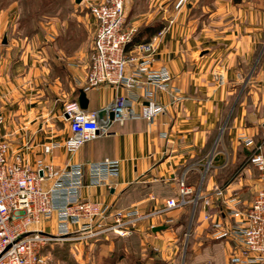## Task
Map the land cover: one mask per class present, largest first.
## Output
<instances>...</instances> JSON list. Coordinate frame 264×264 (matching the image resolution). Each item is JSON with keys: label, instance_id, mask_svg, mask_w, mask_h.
<instances>
[{"label": "crops", "instance_id": "crops-1", "mask_svg": "<svg viewBox=\"0 0 264 264\" xmlns=\"http://www.w3.org/2000/svg\"><path fill=\"white\" fill-rule=\"evenodd\" d=\"M136 9L137 5L128 16L133 26L161 24L159 31L146 30L143 39L150 41L161 31L150 66L153 70L165 68L172 75L169 91H161L157 97L165 107L164 113L151 121L140 118L113 122L107 133L86 142L76 153H68L64 144L70 128L64 106L79 102L80 90H85L88 99L86 110H101L117 96H124L137 111L142 109L144 91L111 85L86 88L89 63L80 51L82 47L73 56H65V52L54 54L50 63L53 70L42 65L38 68L39 58L33 52L29 58L26 52V61L17 65L15 56L20 43L7 38L9 22L3 16L0 35L6 36L0 40L5 47L4 56L0 50V116L4 119L1 130L11 140V150L20 151L23 160L34 169L50 164L63 171L71 165L106 158L119 160V176L110 179L106 186H93L86 175L81 188L83 199L116 208L138 206L144 213L163 208L167 198L177 197L183 175L195 188L202 181L201 195H207L210 206L205 208L204 202L199 201L194 208L198 221L195 231L201 238L205 234L211 239L207 249L215 250L216 245L222 244L219 254L225 264H232L236 242L228 237L217 239L216 224L228 228L243 219L264 185L243 153L247 150L248 154L253 144L264 141V0H186L175 14H169L168 5L159 0L150 10L138 14ZM80 18L86 25L92 19L96 29L92 16ZM79 37L84 40L83 35ZM128 53L132 56L133 48ZM69 61L77 67H70ZM137 64L133 62L128 71ZM248 140H252L250 145L246 144ZM51 143L60 146L44 152V146ZM236 167L237 171L228 177ZM54 182L46 180L45 185L52 186ZM183 210L169 213L174 225ZM206 213L210 218L204 221ZM57 217L55 213L43 219L40 229L55 234ZM171 224L148 219L140 222L134 232L149 241L166 262L172 259V252L167 254L169 250L173 248L175 255L177 252L172 245L175 242L167 238L174 234ZM156 227L165 228L155 231ZM147 230L156 238L170 231L159 241L146 234Z\"/></svg>", "mask_w": 264, "mask_h": 264}, {"label": "built area", "instance_id": "built-area-1", "mask_svg": "<svg viewBox=\"0 0 264 264\" xmlns=\"http://www.w3.org/2000/svg\"><path fill=\"white\" fill-rule=\"evenodd\" d=\"M183 1L180 0L178 6ZM90 10L97 21V30L92 62L85 78L86 88L103 85L127 89L138 87L144 91V100L139 111L124 96H117L101 110L83 109L78 101L66 104L64 113L69 121L70 136L64 147L70 154L79 151L96 136L107 133L113 122L140 118L154 120L164 111L157 99L158 93L169 91L172 80L167 69L153 70L150 66L157 51V36L134 46V54L129 55L134 29L126 27V0H104L94 3ZM133 62L138 64L129 72ZM110 112L114 114L113 119ZM3 123L0 116V264H45L42 249L56 240L87 243L111 234L129 237L134 234L137 224L150 218L158 217L168 224L167 208L182 210L189 204L195 208L199 201L204 202L205 208L210 206L201 195V186L195 188L188 184L184 175L179 179L177 197L167 199L165 207L145 213L138 206L120 209L83 199L81 188L85 176L90 177L93 186H106L110 179L119 176V160L106 158L71 165L63 171L50 164L34 169L23 160L21 153L12 152L1 130ZM58 146L59 143L45 145L44 152L50 153ZM263 146L264 142L254 145L250 162L264 173ZM52 179L55 180L52 186L45 185L46 180ZM261 180L264 182V175ZM55 213L58 215V231L55 234L42 231V220ZM209 215L205 214L206 220ZM220 225L216 224L217 227ZM74 226L77 229L72 231ZM216 237L235 240L232 264H264V187L257 192L244 218L222 228Z\"/></svg>", "mask_w": 264, "mask_h": 264}, {"label": "rangeland", "instance_id": "rangeland-1", "mask_svg": "<svg viewBox=\"0 0 264 264\" xmlns=\"http://www.w3.org/2000/svg\"><path fill=\"white\" fill-rule=\"evenodd\" d=\"M101 1L104 0H81L80 2H77L76 0H0V20L3 19L1 17L5 16L9 22L5 34L9 36H7V38H9L10 41L16 39V41L20 43V48L16 51L17 55L15 56V63H17V65L24 63L27 56L26 52H29L28 58L29 55L35 53L39 58L37 61L38 68L42 65L53 70V66H51L50 63L54 54L65 52V56H73L80 47H82L83 50L80 51H83L84 55L88 58L89 63V66L86 69L87 76L92 62L93 44L97 30V21L94 19L96 21L95 29L94 22L90 19L92 16L90 7L94 3H100ZM128 1V10L126 1V27L134 29L133 42L128 47V50H130L140 43H145L143 36L145 35L146 30L158 29L159 31V29H161L159 27L161 24L157 23L156 27L133 26V22L130 24L128 22V16L130 18L131 10L134 9L135 5H137L136 12L139 14L141 11L153 8L157 4V0ZM179 1L180 0H159V2H164V4L168 5L169 14H175L181 10V7L186 0L178 6ZM187 1L190 2L192 0ZM188 14L189 13H187V15ZM84 15L88 16L92 23H87L88 25H86L85 23L83 24L82 21H79L81 20L80 17ZM160 32L155 34V36ZM79 35H83L84 40H80L81 37H79ZM5 36L6 35H4V37ZM4 37L3 35H0V40ZM157 37L158 46L160 35ZM16 47L17 46L13 47V49H16ZM3 48L5 47L0 43L1 56L5 55V49ZM24 52L25 57H22ZM28 61L32 62L33 60L29 59ZM68 65L70 67H77V64L73 61H69ZM56 69L57 66L56 68L54 67V71H56ZM164 112L165 107L163 113ZM226 123L227 122L222 125L225 127L227 125ZM166 136L167 135L165 134V137ZM8 142L11 145V140H8ZM251 143L252 140H248L246 144L250 145ZM255 144H253V147L248 151V154L247 150L243 152L248 156L247 162L249 164H252L250 162V156L254 153ZM12 152L14 154L21 153L20 151L16 152L13 149ZM261 153L264 155V146ZM255 168L259 172L261 179L264 173L259 170L257 166H255ZM237 169L238 167L234 169L235 171H231V173L228 174V177L232 176ZM200 186L202 187V181L198 184V187ZM201 191L202 189L200 188V192ZM219 194H221V191H219ZM204 197L207 198V195ZM253 202L254 199L252 204ZM164 203L166 204V202ZM184 209L185 210L182 211V214L177 218L178 223L176 225H174L175 220L173 219L174 221H172L169 217V213L173 210L167 208L165 212L167 221H169L168 224L170 225L173 222L170 229L174 232V234H170L167 238L169 242H175L172 245L177 249L176 255L173 248L167 252V254L172 252V259L167 263L225 264V260H223V257L219 254L223 248L222 244L216 245L215 250L213 249L214 247L209 249L205 248L208 246V243H211V239H208L205 234H203L201 238V236H198V233L195 231L198 221L194 217L193 206L189 204ZM175 217L177 216L175 215ZM203 220H206L205 217H203ZM222 228L224 227L220 225L216 234L220 232ZM169 231L163 233L166 234ZM145 233L149 234L150 237H153V240L159 241H162V237L165 235L161 234L160 237L156 238L157 236L153 235L150 230L145 231ZM164 251L166 252V250ZM216 253L218 254L217 258H215ZM42 255L45 258V264H133L137 260L150 263L156 259L162 260L161 256H159V252L154 249L151 243L149 241L147 242L145 238L141 239L140 234L136 233L129 237H120L116 234H111L105 238L99 237L93 239V241L89 240L87 243L84 241L56 240L42 249Z\"/></svg>", "mask_w": 264, "mask_h": 264}, {"label": "water", "instance_id": "water-1", "mask_svg": "<svg viewBox=\"0 0 264 264\" xmlns=\"http://www.w3.org/2000/svg\"><path fill=\"white\" fill-rule=\"evenodd\" d=\"M77 2H79L80 0H76ZM4 41H6V39L4 40ZM80 97H79V103H80V105H81V107L83 108V109H87L88 108V99H87V96H86V93H85V90H80ZM101 111H100V116H101ZM113 117H114V114H113V112H110V118L111 119H113ZM165 227H156L155 228V231H157V230H162V229H164Z\"/></svg>", "mask_w": 264, "mask_h": 264}, {"label": "trees", "instance_id": "trees-1", "mask_svg": "<svg viewBox=\"0 0 264 264\" xmlns=\"http://www.w3.org/2000/svg\"><path fill=\"white\" fill-rule=\"evenodd\" d=\"M132 264V263H131ZM133 264H168L167 262H165L164 260H160V259H156L153 262H142V261H135Z\"/></svg>", "mask_w": 264, "mask_h": 264}]
</instances>
